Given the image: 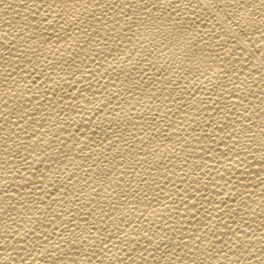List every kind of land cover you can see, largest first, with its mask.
I'll return each mask as SVG.
<instances>
[{
  "label": "bare ground",
  "instance_id": "obj_1",
  "mask_svg": "<svg viewBox=\"0 0 264 264\" xmlns=\"http://www.w3.org/2000/svg\"><path fill=\"white\" fill-rule=\"evenodd\" d=\"M0 264H264V0H0Z\"/></svg>",
  "mask_w": 264,
  "mask_h": 264
}]
</instances>
